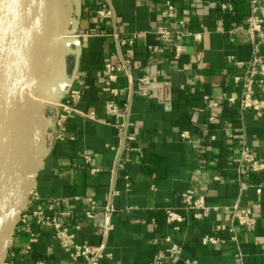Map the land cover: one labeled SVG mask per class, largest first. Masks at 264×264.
Returning <instances> with one entry per match:
<instances>
[{
    "label": "crops",
    "instance_id": "crops-1",
    "mask_svg": "<svg viewBox=\"0 0 264 264\" xmlns=\"http://www.w3.org/2000/svg\"><path fill=\"white\" fill-rule=\"evenodd\" d=\"M227 1L249 13V0H174L187 28L205 31L199 41L180 40L183 53L176 59L174 48L163 46L153 33L162 22L164 0H113L117 25H102L121 36L137 34L131 48L119 47L115 35L98 36L95 0H80V63L70 82L75 55L67 56L69 85L61 101L73 88L81 90L82 97L67 122L65 139L55 138L56 126L52 131V147L35 176L40 199L28 213L37 241L25 252L28 236L16 231L8 264H35L41 259L48 264H83L61 249L51 224H38L32 214L57 199L59 205L47 213L65 212L59 220L81 242L105 243L111 257L101 264H152L158 252L172 244L181 253L165 257L162 264H186L187 259L197 264H264V172L241 178L236 169L242 141L264 161V114L243 111L226 100L237 98L239 92L236 67L228 58L245 61L252 54L242 33L226 32L236 21L220 11V4ZM149 45L159 50L151 52ZM125 59L131 66L118 77L119 115L112 116L106 109L109 96L101 91L105 64H123ZM144 75L149 81L140 83ZM139 87H145L147 94L136 93ZM210 101L218 106L209 107ZM56 111L50 108V115ZM86 153L100 172L91 173L83 159ZM187 189L211 205L238 202L249 207L257 224L236 226V240L229 239V232L218 233L227 239L223 245L203 244L202 238L215 233L217 223H229L230 213L213 211L194 220L181 204ZM88 199L100 206L95 219L84 214ZM107 204L113 207L107 219L112 229L105 237L102 208ZM167 208L185 218L178 230L167 222Z\"/></svg>",
    "mask_w": 264,
    "mask_h": 264
},
{
    "label": "water",
    "instance_id": "water-1",
    "mask_svg": "<svg viewBox=\"0 0 264 264\" xmlns=\"http://www.w3.org/2000/svg\"><path fill=\"white\" fill-rule=\"evenodd\" d=\"M80 22V0H0V264L52 147L56 103L68 91V55H75L70 82L78 71ZM40 107L44 119L34 145L29 119ZM47 107L56 108L55 116Z\"/></svg>",
    "mask_w": 264,
    "mask_h": 264
},
{
    "label": "built area",
    "instance_id": "built-area-1",
    "mask_svg": "<svg viewBox=\"0 0 264 264\" xmlns=\"http://www.w3.org/2000/svg\"><path fill=\"white\" fill-rule=\"evenodd\" d=\"M164 6L161 10L162 22L156 26L153 33L156 34L163 46H172L175 54L174 58H179L183 53V46L180 40L184 37H191L195 41L201 40L205 31H192L186 26L184 19L180 18V7L174 0H164ZM95 8L93 10L94 17L99 25L97 35L108 36L115 35L118 39L119 47H133L135 46L138 35L131 34L128 36H121L116 30L111 28L105 29L103 23H110L111 26L117 25V17L113 7V0H95ZM220 11L222 14L234 12V6L230 1L222 2L220 4ZM227 33L235 34L242 33L244 40L252 45V54L248 60H238L232 56L228 61L236 67L234 75V83L238 87L237 98L229 97L226 100L231 104H237L243 110L253 111L257 116L264 114V0H250L249 14L242 21H235L226 30ZM151 52H157L159 46H148ZM130 61L125 59L123 64H114L106 62L105 64V79L101 84V91L109 96L106 109L109 115H119V107L116 102L120 90L116 83L121 72L129 70ZM149 81V76L144 75L139 79L140 83ZM136 93L146 95L147 89L139 87ZM82 97V91L79 89H71L65 101L57 103L59 113L56 118V132L55 138L64 140L67 132V122L72 114L76 112V104ZM209 107L218 106L217 101H210ZM212 119V118H211ZM187 136L186 132L182 134ZM84 162L90 165L91 173H98L101 169L96 165L92 155L84 154ZM237 174L241 178L249 176L251 173L264 172V161L258 156L255 149H253L247 142L242 141L240 146V154L237 160ZM40 199V194L34 187L30 192V199L27 208L21 213L19 223L16 231L24 232L28 236V241L25 245V252L31 250V246L37 241L29 219V207L36 200ZM60 200H54L46 205V207H38L32 211L38 224H51L54 230V237L59 243L61 249L74 261L81 260L83 264H101L104 258L111 257V253L106 252L105 243L93 245L90 243L81 242L78 236L60 220L58 215H64L65 212H58L49 214L47 211L54 210L59 205ZM182 207L191 212L194 220H202L207 218L211 212L224 210L230 213L229 223L219 222L215 226V233L204 236L202 243L206 245H223L227 242L225 237L219 236L218 233L229 232L231 240H236L235 228L236 226L244 228H252L257 224V220L253 215L251 208L243 207L238 202L232 205L219 206L211 205L207 202L204 196L198 195L193 189L185 190L181 195ZM106 221L103 226V235L106 237L108 232L112 229L111 223L107 220L113 211L110 204L102 208ZM100 211V206L92 200L88 199V207L84 210V214L88 219H95ZM176 209L167 208L166 220L172 224L175 229H179V224L184 221ZM15 231V232H16ZM169 239V238H168ZM264 250V245L262 246ZM181 248L177 244H172L164 250L158 252L156 261L152 264H162L165 257L173 258L180 255ZM10 254V251H9ZM9 256V255H8ZM8 259V258H7ZM186 264H197L195 260L187 259ZM4 264H8L7 260ZM35 264H48L46 259H41Z\"/></svg>",
    "mask_w": 264,
    "mask_h": 264
},
{
    "label": "bare ground",
    "instance_id": "bare-ground-1",
    "mask_svg": "<svg viewBox=\"0 0 264 264\" xmlns=\"http://www.w3.org/2000/svg\"><path fill=\"white\" fill-rule=\"evenodd\" d=\"M63 52L64 51L62 50V53ZM58 86H59V83L56 81L54 83L55 90L58 89ZM44 111H45V108L40 107V109L36 113L31 115L29 119L31 130L33 133L34 145L38 144L40 136H41L42 124H43V119H44Z\"/></svg>",
    "mask_w": 264,
    "mask_h": 264
},
{
    "label": "trees",
    "instance_id": "trees-1",
    "mask_svg": "<svg viewBox=\"0 0 264 264\" xmlns=\"http://www.w3.org/2000/svg\"><path fill=\"white\" fill-rule=\"evenodd\" d=\"M250 1V0H249ZM243 8H239V7H234V12L232 14L229 13H225L226 17H231L236 21H242L249 13H248V8L247 10Z\"/></svg>",
    "mask_w": 264,
    "mask_h": 264
},
{
    "label": "rangeland",
    "instance_id": "rangeland-1",
    "mask_svg": "<svg viewBox=\"0 0 264 264\" xmlns=\"http://www.w3.org/2000/svg\"><path fill=\"white\" fill-rule=\"evenodd\" d=\"M46 113L50 114V108L49 107L46 108Z\"/></svg>",
    "mask_w": 264,
    "mask_h": 264
}]
</instances>
